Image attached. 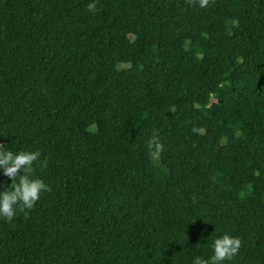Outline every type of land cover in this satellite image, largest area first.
Segmentation results:
<instances>
[{
    "label": "trees",
    "instance_id": "1",
    "mask_svg": "<svg viewBox=\"0 0 264 264\" xmlns=\"http://www.w3.org/2000/svg\"><path fill=\"white\" fill-rule=\"evenodd\" d=\"M0 145L51 187L0 264H264V0H0Z\"/></svg>",
    "mask_w": 264,
    "mask_h": 264
},
{
    "label": "clouds",
    "instance_id": "2",
    "mask_svg": "<svg viewBox=\"0 0 264 264\" xmlns=\"http://www.w3.org/2000/svg\"><path fill=\"white\" fill-rule=\"evenodd\" d=\"M208 0H199L201 8L206 7ZM88 10L95 12L96 4H88ZM149 147L159 154L162 145L155 140ZM39 152L12 151L0 145V172L11 180L7 190L0 191V220L11 223L18 210H29L35 207L42 193L50 192L51 187L43 180L32 178L33 165L38 162ZM211 255L204 258L195 256L193 264H228L239 252V238L224 232L210 243Z\"/></svg>",
    "mask_w": 264,
    "mask_h": 264
},
{
    "label": "rangeland",
    "instance_id": "3",
    "mask_svg": "<svg viewBox=\"0 0 264 264\" xmlns=\"http://www.w3.org/2000/svg\"><path fill=\"white\" fill-rule=\"evenodd\" d=\"M132 38V40H133V37H131Z\"/></svg>",
    "mask_w": 264,
    "mask_h": 264
}]
</instances>
